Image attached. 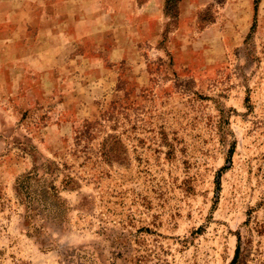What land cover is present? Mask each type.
Listing matches in <instances>:
<instances>
[{
  "label": "rangeland",
  "instance_id": "rangeland-1",
  "mask_svg": "<svg viewBox=\"0 0 264 264\" xmlns=\"http://www.w3.org/2000/svg\"><path fill=\"white\" fill-rule=\"evenodd\" d=\"M0 0V264H264V0Z\"/></svg>",
  "mask_w": 264,
  "mask_h": 264
},
{
  "label": "crops",
  "instance_id": "crops-1",
  "mask_svg": "<svg viewBox=\"0 0 264 264\" xmlns=\"http://www.w3.org/2000/svg\"><path fill=\"white\" fill-rule=\"evenodd\" d=\"M161 6V0H147L142 10H148L150 13H157Z\"/></svg>",
  "mask_w": 264,
  "mask_h": 264
},
{
  "label": "trees",
  "instance_id": "trees-1",
  "mask_svg": "<svg viewBox=\"0 0 264 264\" xmlns=\"http://www.w3.org/2000/svg\"><path fill=\"white\" fill-rule=\"evenodd\" d=\"M171 1H173V0H170V1H168V4H167V8H168V11H171ZM225 0H217V2L218 3H223ZM259 1L258 0H256V6H255V10H257V3H258Z\"/></svg>",
  "mask_w": 264,
  "mask_h": 264
}]
</instances>
